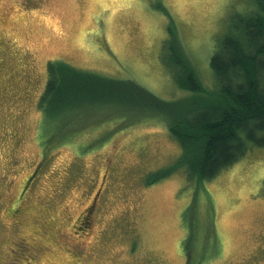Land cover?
I'll list each match as a JSON object with an SVG mask.
<instances>
[{"label":"rangeland","instance_id":"1","mask_svg":"<svg viewBox=\"0 0 264 264\" xmlns=\"http://www.w3.org/2000/svg\"><path fill=\"white\" fill-rule=\"evenodd\" d=\"M247 6L0 0V264H264V145L199 180L157 109L99 107L58 138L38 106L52 60L188 94L163 61L169 31L212 88L214 42Z\"/></svg>","mask_w":264,"mask_h":264},{"label":"trees","instance_id":"2","mask_svg":"<svg viewBox=\"0 0 264 264\" xmlns=\"http://www.w3.org/2000/svg\"><path fill=\"white\" fill-rule=\"evenodd\" d=\"M226 20L208 57L212 88L200 82L169 31L163 61L188 94L166 101L149 96L131 79L52 60L38 99L43 119L60 138L83 127L99 107L157 109L180 145L179 162L187 174L199 180L212 177L242 156L249 144L264 145V0H248L245 9L231 11Z\"/></svg>","mask_w":264,"mask_h":264}]
</instances>
